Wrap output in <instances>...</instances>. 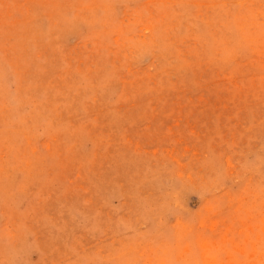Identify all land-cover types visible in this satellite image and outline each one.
I'll return each instance as SVG.
<instances>
[{
    "label": "rangeland",
    "instance_id": "374dc122",
    "mask_svg": "<svg viewBox=\"0 0 264 264\" xmlns=\"http://www.w3.org/2000/svg\"><path fill=\"white\" fill-rule=\"evenodd\" d=\"M0 264H264V0H0Z\"/></svg>",
    "mask_w": 264,
    "mask_h": 264
}]
</instances>
